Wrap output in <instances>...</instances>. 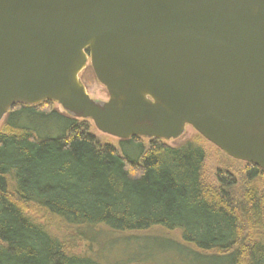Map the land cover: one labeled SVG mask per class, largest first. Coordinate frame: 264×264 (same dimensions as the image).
I'll return each instance as SVG.
<instances>
[{
	"label": "water",
	"instance_id": "obj_1",
	"mask_svg": "<svg viewBox=\"0 0 264 264\" xmlns=\"http://www.w3.org/2000/svg\"><path fill=\"white\" fill-rule=\"evenodd\" d=\"M46 102L120 140L190 126L264 172V0H0V123Z\"/></svg>",
	"mask_w": 264,
	"mask_h": 264
},
{
	"label": "trees",
	"instance_id": "obj_2",
	"mask_svg": "<svg viewBox=\"0 0 264 264\" xmlns=\"http://www.w3.org/2000/svg\"><path fill=\"white\" fill-rule=\"evenodd\" d=\"M52 105L15 106L0 132V264H102L74 248L72 231L96 227L177 231L192 264H264L261 169L248 164L242 184L218 172L210 186L201 145L124 140L140 152L132 158ZM24 114L61 119L63 131L40 138L18 123Z\"/></svg>",
	"mask_w": 264,
	"mask_h": 264
},
{
	"label": "rangeland",
	"instance_id": "obj_3",
	"mask_svg": "<svg viewBox=\"0 0 264 264\" xmlns=\"http://www.w3.org/2000/svg\"><path fill=\"white\" fill-rule=\"evenodd\" d=\"M80 79L87 88L91 98L102 101L109 100L106 87L98 81L90 63L80 74ZM52 108L63 118H65L64 116L69 117L60 105L54 103ZM7 119L8 115L0 123V132L7 131ZM18 123L23 126L26 125L33 130L35 129L40 138L56 137L63 131V120L43 119L40 115L29 117L24 114ZM90 123L92 125L91 132L100 143L111 145L120 153H127L132 158L140 156L139 150L129 144L127 145L126 141L103 134L95 127L92 121ZM143 142L147 147L148 140H143ZM189 142L201 145L206 153L203 178L207 184L210 186L217 184L216 174L218 172L232 174L236 180L241 181L239 182L240 184L246 180L248 174L247 163L228 157L190 126L181 138L168 143L170 146L177 147ZM256 181H259V187L263 189L264 174ZM241 187L238 186L236 189L239 190ZM72 232L79 234L76 235L78 238L75 240L74 248L76 251L88 255L102 264H192L190 256L181 254L176 250L180 235L177 231L167 232L155 228L150 231L131 234L116 232L105 227H96ZM69 235L74 234L69 232ZM167 242L172 243L171 245L173 246H170V243Z\"/></svg>",
	"mask_w": 264,
	"mask_h": 264
}]
</instances>
